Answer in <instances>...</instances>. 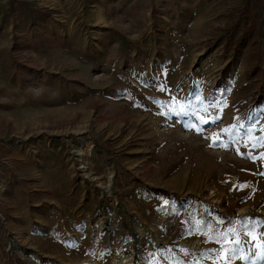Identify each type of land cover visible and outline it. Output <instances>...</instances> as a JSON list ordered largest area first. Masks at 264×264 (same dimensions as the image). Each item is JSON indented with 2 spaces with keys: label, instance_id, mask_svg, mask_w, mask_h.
<instances>
[{
  "label": "rangeland",
  "instance_id": "obj_1",
  "mask_svg": "<svg viewBox=\"0 0 264 264\" xmlns=\"http://www.w3.org/2000/svg\"><path fill=\"white\" fill-rule=\"evenodd\" d=\"M261 144L264 0H0V264H98L153 227L264 264Z\"/></svg>",
  "mask_w": 264,
  "mask_h": 264
},
{
  "label": "crops",
  "instance_id": "obj_2",
  "mask_svg": "<svg viewBox=\"0 0 264 264\" xmlns=\"http://www.w3.org/2000/svg\"><path fill=\"white\" fill-rule=\"evenodd\" d=\"M18 4V3H17ZM230 108V107H229ZM256 190V189H255ZM264 190L251 191L246 199L248 202L243 203V206L247 210L262 208L264 212V204L261 203L263 199ZM117 227V223H113ZM230 226L231 223L225 224ZM242 225V222H241ZM149 226H152L149 224ZM213 228H220L213 225ZM124 227V224L120 223L118 229ZM153 227V226H152ZM152 231L147 236L134 237L129 236L118 238H103L101 242L97 244L96 261L98 264H105L106 258L109 259V264H113V259H110L108 251L111 248L115 249L118 255H122L128 258V264H225L224 259H221L217 255L214 256L210 262H204L199 258L198 252H193L185 249L183 246L171 247V244L166 237L161 233L159 228H151ZM202 242L201 237L198 238ZM222 243H226L223 239ZM218 249V246H214ZM82 264L87 262L81 261Z\"/></svg>",
  "mask_w": 264,
  "mask_h": 264
},
{
  "label": "snow or ice",
  "instance_id": "obj_3",
  "mask_svg": "<svg viewBox=\"0 0 264 264\" xmlns=\"http://www.w3.org/2000/svg\"><path fill=\"white\" fill-rule=\"evenodd\" d=\"M197 131H199V129H197ZM261 146H264V144H261ZM258 223L264 225V221H260ZM248 234L254 241H257L256 247L260 249L259 259L264 260V234H261L260 236H257L254 232H249ZM236 243H239V241H237ZM232 251L235 252V249H233ZM217 256L224 260L230 259V257H228L227 255V250L225 249H221L220 252H217Z\"/></svg>",
  "mask_w": 264,
  "mask_h": 264
},
{
  "label": "trees",
  "instance_id": "obj_4",
  "mask_svg": "<svg viewBox=\"0 0 264 264\" xmlns=\"http://www.w3.org/2000/svg\"><path fill=\"white\" fill-rule=\"evenodd\" d=\"M246 18H247V13H246V11L244 10L243 11V13L241 14V18L239 19V22L237 23V24H234V27H237L238 26V24L241 22V21H244V20H246ZM244 223H246L247 222V219L246 218H244L243 220H242ZM204 222L206 223L204 226H203V230H205V231H207V230H213L214 231V228H209L208 227V223H210V221L209 220H204ZM215 239V241H219V238H214ZM2 242V239L0 238V243ZM13 263L14 264H21L22 263V259H20V258H17V260H13Z\"/></svg>",
  "mask_w": 264,
  "mask_h": 264
},
{
  "label": "built area",
  "instance_id": "obj_5",
  "mask_svg": "<svg viewBox=\"0 0 264 264\" xmlns=\"http://www.w3.org/2000/svg\"><path fill=\"white\" fill-rule=\"evenodd\" d=\"M164 231L168 232L170 234V236H173L176 232H177V227H175V229L171 230L172 228L170 227V225L168 224H163L162 225Z\"/></svg>",
  "mask_w": 264,
  "mask_h": 264
},
{
  "label": "bare ground",
  "instance_id": "obj_6",
  "mask_svg": "<svg viewBox=\"0 0 264 264\" xmlns=\"http://www.w3.org/2000/svg\"><path fill=\"white\" fill-rule=\"evenodd\" d=\"M117 258H119L118 259V264H128L127 263L128 262V258H126V257H124L122 255H119Z\"/></svg>",
  "mask_w": 264,
  "mask_h": 264
}]
</instances>
